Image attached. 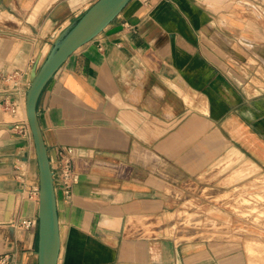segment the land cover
Returning a JSON list of instances; mask_svg holds the SVG:
<instances>
[{
	"label": "crops",
	"instance_id": "obj_1",
	"mask_svg": "<svg viewBox=\"0 0 264 264\" xmlns=\"http://www.w3.org/2000/svg\"><path fill=\"white\" fill-rule=\"evenodd\" d=\"M95 1L0 0L1 75L29 84ZM22 118L0 105V264H38ZM38 118L52 167L71 149L80 177L70 199L57 190L58 264H264V228L215 200L264 182V0H132L50 80Z\"/></svg>",
	"mask_w": 264,
	"mask_h": 264
},
{
	"label": "water",
	"instance_id": "obj_2",
	"mask_svg": "<svg viewBox=\"0 0 264 264\" xmlns=\"http://www.w3.org/2000/svg\"><path fill=\"white\" fill-rule=\"evenodd\" d=\"M131 1L96 0L62 30L43 61L38 59L33 65L26 110L39 167L38 264H58L61 253L54 170L38 118L40 96L68 58L100 35Z\"/></svg>",
	"mask_w": 264,
	"mask_h": 264
},
{
	"label": "built area",
	"instance_id": "obj_3",
	"mask_svg": "<svg viewBox=\"0 0 264 264\" xmlns=\"http://www.w3.org/2000/svg\"><path fill=\"white\" fill-rule=\"evenodd\" d=\"M32 64H34V61ZM26 76L27 72L24 73L22 71H14L7 76H3L0 73V105L10 111L14 116L19 115L20 104L28 88ZM12 96L15 99H12ZM18 123L15 127L20 129L23 134H31L28 122L24 118L18 120ZM71 153V149L68 152H63L58 165L53 168L56 189L62 190L67 199L71 198L72 188L80 179L79 174L73 169ZM32 194L38 197V186L32 189ZM34 224L35 221L33 219H24L21 221V225L27 229H31ZM2 261L4 262L5 259Z\"/></svg>",
	"mask_w": 264,
	"mask_h": 264
},
{
	"label": "rangeland",
	"instance_id": "obj_4",
	"mask_svg": "<svg viewBox=\"0 0 264 264\" xmlns=\"http://www.w3.org/2000/svg\"><path fill=\"white\" fill-rule=\"evenodd\" d=\"M25 101V100H24ZM22 106H21V113H22ZM252 192L249 194H241L239 198L233 199H215L224 204V206H231L233 207L236 212H238V218L241 223H249L250 225L256 226L258 228H264V182L255 183L252 187ZM191 222L185 220V223H195L196 220L194 218H190ZM201 221L200 219L197 220ZM215 222L214 220L207 221L206 226L214 228ZM210 234H204L203 236L209 237H217V238H230L229 234L220 235L218 232H211ZM219 234V235H218ZM237 238V237H236ZM240 238V237H239ZM238 238V239H239ZM260 251V250H259ZM262 254L259 253L256 249L252 251V255L255 257L260 256Z\"/></svg>",
	"mask_w": 264,
	"mask_h": 264
},
{
	"label": "bare ground",
	"instance_id": "obj_5",
	"mask_svg": "<svg viewBox=\"0 0 264 264\" xmlns=\"http://www.w3.org/2000/svg\"><path fill=\"white\" fill-rule=\"evenodd\" d=\"M263 10V9H262ZM47 53H48V49H45V51L43 52V54H42V56L40 57V62H42L43 61V59L45 58V56L47 55ZM30 83H31V73H30V76H29V84H28V87H29V85H30ZM27 90H28V88H27ZM27 90H26V93H25V101L23 102V115H24V117H25V119L27 120V122H28V125H29V121H28V116H27V110H26V99H27ZM29 127H30V125H29ZM30 130H31V128H30ZM39 191H40V187H39ZM39 198H40V194L38 195V200H39ZM185 237V236H184ZM260 247V246H259ZM248 248V247H247ZM262 248V247H261ZM264 249H262V251H263Z\"/></svg>",
	"mask_w": 264,
	"mask_h": 264
}]
</instances>
